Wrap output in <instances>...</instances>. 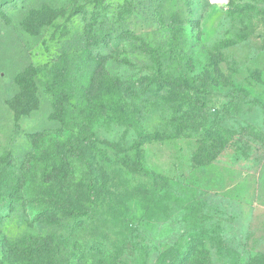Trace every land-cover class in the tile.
Listing matches in <instances>:
<instances>
[{
  "label": "rangeland",
  "instance_id": "rangeland-1",
  "mask_svg": "<svg viewBox=\"0 0 264 264\" xmlns=\"http://www.w3.org/2000/svg\"><path fill=\"white\" fill-rule=\"evenodd\" d=\"M99 61L113 94L89 102ZM0 190V264H174L190 246L194 264H250L264 0H0Z\"/></svg>",
  "mask_w": 264,
  "mask_h": 264
},
{
  "label": "trees",
  "instance_id": "trees-1",
  "mask_svg": "<svg viewBox=\"0 0 264 264\" xmlns=\"http://www.w3.org/2000/svg\"><path fill=\"white\" fill-rule=\"evenodd\" d=\"M195 19H192L194 21ZM101 43V42H100ZM100 55V54H98ZM104 58V57H103ZM211 67L215 69V71H218L219 66L218 63L212 62ZM107 75L106 67L104 61H99L91 70V75L89 76V79L86 81L87 85V99L89 102L96 99L94 96V93L97 91L99 94H97V97L99 95H104L103 93L108 92L111 95L113 94V83L112 81L109 82V80L105 79L104 77ZM168 80L169 84H171V89L174 90L175 88L179 87V81L169 77ZM171 89L169 90L170 92ZM36 97L35 94V88L33 87V84L31 83L29 86L26 85L25 81H22V88L19 93V95L14 99L11 100V105L13 106V109L16 110V113L19 115L21 113H25L29 111L32 108V101ZM104 97V96H103ZM106 97V96H105ZM86 98V96H85ZM105 99H108L106 97ZM86 99H84L78 106V110L72 111L70 114L74 115L73 118H71V124L72 126H75L77 129V134L80 136V140L83 142H86L89 139V136L85 134L90 127V122H83L82 117H80V114H83L86 111V107L89 109L90 103ZM102 111V110H101ZM100 111V112H101ZM93 184H89V188H93ZM2 197V191L0 190V199ZM52 210L50 208H46L42 211V215L44 214H50ZM73 213L72 215H80V209L73 208L71 210ZM57 220V219H56ZM40 246L39 248H41ZM189 249V250H188ZM185 254H182L179 256L175 261L174 264H194L195 260L198 258L200 253H198V249L190 246L188 248ZM34 253L30 251L29 257L33 256ZM261 255V257H259ZM264 263V253L257 252L254 254L253 258L250 261V264H263Z\"/></svg>",
  "mask_w": 264,
  "mask_h": 264
}]
</instances>
